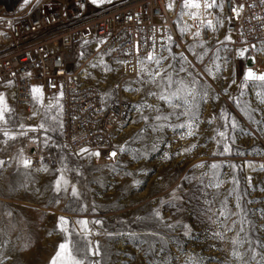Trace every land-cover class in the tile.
Masks as SVG:
<instances>
[{"label":"rangeland","instance_id":"obj_1","mask_svg":"<svg viewBox=\"0 0 264 264\" xmlns=\"http://www.w3.org/2000/svg\"><path fill=\"white\" fill-rule=\"evenodd\" d=\"M40 1L89 9L121 0H0V54L1 35L13 17ZM173 6L172 41L161 55L165 59L160 70L167 69L174 80H190V72L199 80L197 89H207V98H198L199 106L193 108L195 136L187 137L186 129L177 127L187 116L155 120L157 108L163 114L172 111L150 95L160 92L147 83L157 65L148 62L141 76L122 78L89 42L69 51L70 67L81 68L105 101L131 106L129 119L116 133L117 161L104 163L92 152L65 151L57 96H46L41 89V103V93H35L25 122L26 110L16 104L11 87L0 88L8 108L0 120V264H50L66 236L77 247L89 241L93 250L98 247L100 254L88 255V260L99 264H188L192 258L197 264H264V86L244 81L246 70L255 64L264 74L258 60L264 57V44L239 49L232 35L226 41L221 5L197 10L184 8L180 1ZM189 11L198 13L197 18ZM185 27L188 31L182 32ZM181 53L187 60L180 59ZM181 65L188 71L179 72ZM160 123L167 126L154 130ZM225 143L230 152L223 151ZM24 160L31 161L30 167L23 166ZM213 163L220 165L215 179L209 167ZM200 164L204 167H197ZM61 175L68 184L62 183L57 193L55 181ZM217 181H223L218 189L206 187ZM237 196L243 212L236 206ZM225 200L233 213L228 219L220 214ZM244 215L248 223L239 231L241 225L233 222ZM61 217L68 221L63 225L67 233L60 230ZM79 221H88L87 231ZM216 233L223 234V240ZM234 239L243 241L236 249L241 260L231 255Z\"/></svg>","mask_w":264,"mask_h":264},{"label":"built area","instance_id":"obj_2","mask_svg":"<svg viewBox=\"0 0 264 264\" xmlns=\"http://www.w3.org/2000/svg\"><path fill=\"white\" fill-rule=\"evenodd\" d=\"M216 4L222 6L226 31L236 47L264 44L261 0H216ZM173 23L164 0H121L89 9L40 1L14 16L1 35L0 88L11 87L16 104L26 110L25 122L30 120L33 88L57 96L63 106L65 151L78 154L87 149L99 153L104 163L115 162L120 155L116 133L129 119L131 106L105 101L81 68L70 67L67 55L80 43H93L96 53L115 66L120 77L137 78L150 53L159 57L170 47ZM253 71L260 74L261 67L253 66Z\"/></svg>","mask_w":264,"mask_h":264},{"label":"snow or ice","instance_id":"obj_3","mask_svg":"<svg viewBox=\"0 0 264 264\" xmlns=\"http://www.w3.org/2000/svg\"><path fill=\"white\" fill-rule=\"evenodd\" d=\"M25 3H28V0H24ZM93 3H97V0H92ZM102 2V0H101ZM262 3H264V0H261ZM220 5L216 4V0H203V2L201 3V0H183V7L187 8V9H200L201 7H203L205 10L211 9L213 7H219ZM169 7H171V5H169ZM242 7V6H241ZM234 12H236V9H233ZM191 18H197L198 13L196 12H191L189 11L187 13ZM236 15L238 16L239 13L236 12ZM207 27L212 28V22L208 21ZM182 32H187L188 28L185 27L183 29H181ZM194 35L196 37L200 36V32L197 31L196 33H194ZM226 41H231V36L228 35L225 37ZM168 41L171 42L172 41V37L168 36ZM200 47H203V45L201 44ZM255 47V46H253ZM191 50V49H190ZM246 50H242L239 52V55L241 57L244 56V52ZM165 59V57L163 56H156L153 55L152 53H150L147 57V60L151 63H154L155 65H157V68L154 71H151L148 73V75L150 76V80L147 81V83H152L155 84L158 88H160V92L156 93V92H152L150 93V95L153 96H157V98L162 101L164 104H166L169 108L172 109V111L168 114H163L162 110L160 108H157V115L155 116V120L157 121H167L169 119V116H176L177 119H179L181 116H187L189 117V119L184 122L181 123L179 125H177V127L179 128H183L186 129L184 135L187 137H192L195 136L197 134V128H196V114L195 112H193V108L198 107L199 106V102H198V98L199 100H204L207 98V89H205L203 87V85L200 86V90L197 89V85L199 84V80L197 79V77L195 75H192V73H188V75L191 77L190 80H185L184 78H181L179 80H174L172 73H167V69H164V71L162 72L160 69L163 66L162 62ZM180 59L182 60H187V58L181 53L180 54ZM200 59H202V56L200 57ZM254 59V58H253ZM189 64H191V62H188ZM141 64H143V61H141ZM169 67H171V65H169ZM217 67V71H219V65L216 66ZM145 69L143 67H141L139 69L140 73H144ZM179 72H187V68H185L183 65H181V67L178 70ZM205 72H207L209 75L213 76V78H216L215 73L212 72V69L206 68ZM165 73H167L165 75ZM244 81L247 82H259V84L261 86H264V74H257L255 73L251 68H248L245 72L244 75ZM234 82V81H233ZM32 92L35 93H41V89L39 88H33ZM257 95H260L259 93ZM62 96V93H61ZM191 98V99H189ZM42 103V93H41V101ZM261 103H264V99L261 100ZM0 105H2L3 107H0V120H4V112L8 111L7 105L4 101V98L2 95H0ZM148 107H151V105H149ZM49 108H51V105H49ZM60 109L61 111L63 110V106L60 105ZM180 111H177V110ZM55 119V118H53ZM146 119V118H145ZM225 119H227V117H225ZM6 122V121H5ZM211 122V121H209ZM62 126V125H61ZM167 125L160 123L157 124L154 128V130H161L164 127H166ZM23 127V126H21ZM231 127L233 129L236 128V124L235 122H232ZM40 128H44V125L41 124ZM32 131H35L36 129H31ZM47 130V129H45ZM5 136H8L9 139H15V136H10L8 132H4ZM218 135L227 139L226 134L223 131L218 132ZM6 143V141H5ZM196 145L193 144L191 146V148H195ZM191 149H185V151H190ZM87 149H81V154L84 152H87ZM223 151L225 153L230 152L231 149L228 146V144H224L223 145ZM90 155H96L99 156V153H90ZM112 157H115L117 154L115 152L111 153ZM23 166L24 167H30L31 165V161L29 160H24L23 162ZM3 165V161H0V166ZM197 167H204L203 164L197 165ZM209 167L213 170L212 171V177L215 179L216 177V170L220 167L219 164L213 163L211 165H209ZM233 167H235L233 165ZM262 168H264V166H261ZM47 169H45L46 171ZM205 175H207V173H205ZM64 184L65 186L68 184L67 179H65L63 177V175L60 176V178H58L55 181V190L57 191V193H59L61 191V184ZM223 183V181H217L214 184L211 185H206V187L211 186V187H215V188H219L221 186V184ZM233 183L237 184L238 181L235 180V178L233 179ZM64 191H67V187H65L63 189ZM235 190V189H234ZM233 190V191H234ZM71 194L72 196H77L78 193L75 189V187L72 188L71 190ZM232 193L230 192L228 195H231ZM240 196L236 197L237 200V208L241 209V212H243V208L242 206L239 204V200H240ZM222 208L220 210V214L222 216L225 217V219L230 218L231 215H233V213H231L227 207V201H222ZM68 221L61 217L60 218V224L62 225L61 227V232L67 233V228L63 227V225H67ZM78 223H80L81 225H83L84 229L87 231V225H88V221H79ZM94 223H100L99 221H96ZM235 223H239L241 225V228L239 229V231H243V225L248 223L247 217L246 215L242 216L241 219L239 221H234L233 224ZM228 231L231 230V228L227 229ZM216 236L219 237L221 240H223L224 236L221 233H216ZM86 238V237H85ZM231 243L234 246V249L231 253V255L233 256V258L237 259V260H241L243 259L242 255L236 250L242 243L243 241L240 239H234L231 241ZM77 242L72 241L68 236L65 237V241L61 244H59L58 246V251L56 252V255L53 257V259L51 260L50 264H99V261H90L88 260V255H94V256H98L99 253V248L96 247L95 250L92 249L91 247V242L89 241L83 248L81 247H77ZM262 247H264V244L261 245ZM81 253H84L83 255H81ZM254 259V257H253ZM188 264H197V262L195 261L194 258L190 259V261L188 262ZM202 264V261H201Z\"/></svg>","mask_w":264,"mask_h":264},{"label":"bare ground","instance_id":"obj_4","mask_svg":"<svg viewBox=\"0 0 264 264\" xmlns=\"http://www.w3.org/2000/svg\"><path fill=\"white\" fill-rule=\"evenodd\" d=\"M164 2L167 4V7H168V10H170V12H171V7L173 6V4H174V1H172V0H164ZM169 5H171V7H169ZM174 7V6H173ZM222 7V6H221ZM222 12H223V9H222ZM225 19V18H224ZM229 34V33H228ZM229 35H231V34H229ZM237 48H239V49H243L244 47H237ZM252 56H249V58H251ZM258 60H261L262 61V64H264V57H262V56H258ZM257 66H259V65H256L255 64V66L254 67H257ZM251 69L253 70V66L251 67Z\"/></svg>","mask_w":264,"mask_h":264}]
</instances>
